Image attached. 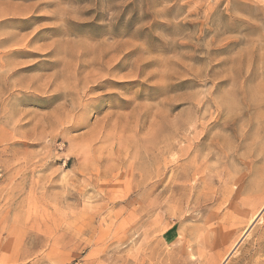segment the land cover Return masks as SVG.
<instances>
[{
	"label": "rangeland",
	"instance_id": "374dc122",
	"mask_svg": "<svg viewBox=\"0 0 264 264\" xmlns=\"http://www.w3.org/2000/svg\"><path fill=\"white\" fill-rule=\"evenodd\" d=\"M0 264H264V0H0Z\"/></svg>",
	"mask_w": 264,
	"mask_h": 264
}]
</instances>
